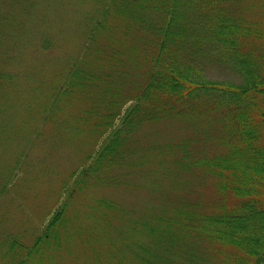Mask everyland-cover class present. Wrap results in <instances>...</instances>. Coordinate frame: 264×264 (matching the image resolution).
Wrapping results in <instances>:
<instances>
[{
	"label": "trees",
	"instance_id": "obj_1",
	"mask_svg": "<svg viewBox=\"0 0 264 264\" xmlns=\"http://www.w3.org/2000/svg\"><path fill=\"white\" fill-rule=\"evenodd\" d=\"M97 1L100 7L97 5L98 11L91 17L92 27L85 38V43L94 42L89 60L95 63L84 70L81 62L73 64L65 89L57 88L47 105L57 113L60 96L68 95L75 86H92L98 94L78 119L99 137L105 135L104 141L87 156L88 165L74 171L77 181L68 191L69 197L88 182L85 179L99 182L113 167L131 164L134 159L142 161L140 155L136 158L139 150L133 138L143 126L178 122L189 131L183 139L153 140L150 147L153 159L165 154L172 157L163 172L187 176L169 183L170 188L182 187L180 200L166 211L146 208L141 214H131L127 228L118 231L117 245L109 252V241L106 262L99 264H261L264 0ZM33 3L25 4L26 8L17 4L27 11ZM109 14L118 19L114 23L120 32L105 27ZM4 20L5 26L0 17L2 27L9 24L6 17ZM101 30L106 42L98 47L95 40ZM24 74L28 76L27 70ZM31 89L33 105L44 106L40 87ZM5 104L0 101L1 140L8 133ZM100 107L103 113H99ZM51 119V113L40 116L32 139L43 136L41 124L50 121L56 125ZM26 146L10 171L6 175L0 172V195L21 170ZM159 161L162 159L155 161L156 169ZM198 189H208L212 196L199 195ZM60 214L55 211L29 248L21 247L11 235L0 242L3 254L14 249L24 253L9 264L33 263L44 250L56 247ZM45 264L56 263L50 257Z\"/></svg>",
	"mask_w": 264,
	"mask_h": 264
},
{
	"label": "rangeland",
	"instance_id": "obj_2",
	"mask_svg": "<svg viewBox=\"0 0 264 264\" xmlns=\"http://www.w3.org/2000/svg\"><path fill=\"white\" fill-rule=\"evenodd\" d=\"M0 1L3 3H0L1 22L5 26L4 17L9 20L8 26H0V101L6 103L2 108H6L5 121H8V133L3 134L2 140L0 138L1 173L6 175L10 171L27 144L21 170L13 175L6 192L0 195V242L11 235L18 239L21 247L29 248L47 220L59 210L63 216L62 223L56 226L59 244L44 250L38 257L40 260L33 263L26 260L25 264H45L50 257L56 264L106 262L104 253L109 241L110 252L113 245H117L116 240L121 238L118 231H124L131 214H141L146 208L166 211L169 205L180 200L182 187L170 188L169 183L187 176L163 172V168L171 164L172 157L165 154L153 159L150 147L153 140L161 143L183 139L189 131L178 122L143 126L133 138L139 150L136 158L140 155L142 161L134 159L131 164L113 167L99 182L93 178L85 179L88 182L82 188L79 185L80 190L69 197L68 191L77 181L74 171L85 168L89 162L87 156L104 141L105 135L99 137L78 119L81 111L90 108L92 97L98 99V94L92 86H75L68 95L60 96L57 113H52L51 106L47 105L57 88L65 89L66 76L73 64L81 62L84 70L87 64L95 63L89 60L93 58L94 42L85 43V38L92 27L91 17L100 4L97 0ZM32 2L25 11V4ZM17 3H22L25 8L18 7ZM117 20L109 14L105 27L120 32V27L114 23ZM105 42L101 30L95 45L101 47ZM212 75L221 76L218 72ZM38 86L40 95L43 94L40 99L45 100L44 106L33 105L35 99L31 88ZM103 112L100 107L99 113ZM45 113H51V121L56 125L50 121L41 124L43 136L32 139V130ZM57 122L59 126L54 130ZM118 122L119 118H116L115 124ZM159 158L162 161L156 169L155 161ZM1 177L0 183L3 182ZM198 194L212 196L208 189L205 192L198 189ZM104 200L113 203L109 205ZM141 237L138 233L137 238ZM23 256V252L15 249L7 254L0 251V264L16 262Z\"/></svg>",
	"mask_w": 264,
	"mask_h": 264
}]
</instances>
